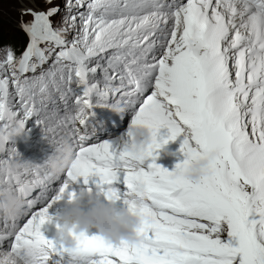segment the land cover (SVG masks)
Here are the masks:
<instances>
[{"label": "bare ground", "instance_id": "6f19581e", "mask_svg": "<svg viewBox=\"0 0 264 264\" xmlns=\"http://www.w3.org/2000/svg\"><path fill=\"white\" fill-rule=\"evenodd\" d=\"M126 1H130L132 4L118 10L119 14H123L124 19L115 21L113 27L117 29L113 28L112 30L117 33L119 38L126 37V49L132 45L133 48L137 46L135 55L140 59L134 65L131 63V68L127 70L128 73L126 72L135 76V79L133 76V80L144 77L141 67L144 66V61L150 60V54L154 51L152 48L157 44L158 46L163 45L165 40L168 41L170 38L171 40L164 56L167 58L158 62L161 66L160 77L155 84L154 93L141 100L142 93H139L141 90L137 89V83L134 87L125 88L117 93V99L123 100V105L118 106L116 110H121L123 113L128 114L130 105L139 101L141 104L144 101H149L154 108H157L159 104L164 106L161 110L148 109L143 105L140 108L136 107L129 126L124 131L126 136L123 142L128 141L130 144L145 147L152 143L160 148L158 152L160 168L154 173L157 187H150L153 192L146 194L145 198L148 199V195H152L150 198L155 202L178 212V215L164 214L156 205L133 200L135 202L132 204L135 205L132 208L133 212L122 214L124 219H127V228H130L131 231L130 249L134 248V253L128 258H137L139 264H221L226 260V256L221 254L224 250L220 251L224 248L218 242L219 238L209 240L207 235L187 229L203 227V229L209 228V231H213L215 225L221 221L218 202L216 201V203L213 197V199H207L197 195V192L201 191L196 181L200 179L199 176L203 174V170L206 175L212 176L203 181L202 185L208 186L212 190L220 189L221 191L226 189L228 191L232 188L239 201H247L248 206L244 219L242 216V221H245L248 226L252 244H256L257 250H264V246L257 243L253 236L254 232H257L261 240H264V58L258 57L252 51L253 47L248 44L246 36L258 23L254 18L258 12L246 0H159L148 7L146 11L143 10L134 15L128 13L130 7L133 8L138 3L143 5V3L140 0H123L122 3ZM142 1L145 2V0ZM211 2L220 4L218 18L215 8L208 10V5ZM118 7L120 8L119 5ZM224 16H230L233 19L232 22L224 21ZM182 18L183 22L181 23ZM216 18L220 22L221 30H214L213 26L211 32L209 30L205 32L214 24L212 22ZM205 35L208 36V40L212 37L216 40L213 47H210L209 41L203 39ZM102 36L106 37L103 44L114 40L107 34L102 33ZM146 47L148 53L143 52ZM95 53L99 55L98 58L108 57V54L104 55L105 52ZM123 54L128 55V51L124 50L112 56L122 62L126 59ZM28 57L29 53H25V60L22 61V64L27 61ZM169 59L171 64L166 61ZM68 60L71 63H80L84 78L90 79L86 76L87 69L82 67V64L86 66L85 62L91 60L88 55L82 52H73L68 55ZM91 61L97 60L93 58ZM116 62V60L111 61L109 63L111 67L109 64L106 65L108 73L112 68L115 69ZM95 65L98 64L94 62L93 66ZM79 72L82 77V72ZM114 78V87L120 88V76ZM145 85L144 83L143 87ZM93 90L92 94L94 95L97 90L95 88ZM124 93L126 96L121 98ZM10 97V89L3 82L0 84V98L4 100V98L10 99ZM110 99L92 98L88 109L94 108L95 100ZM125 103H128V107L124 106ZM170 107H174V109H169ZM174 118L177 120L173 121ZM84 121L85 125H90L96 119L91 117L88 112ZM101 121L100 123H102ZM54 124L52 129L55 131H47L44 142L51 136H54L53 139L59 138L70 129V126H64L60 117ZM12 125H16V122H13ZM73 125H77V121H73ZM43 129L45 128L27 131L31 135H37ZM119 129L120 127L117 128V130ZM187 132L194 133L192 138L197 142L199 137H205V140L212 145L222 142L234 157L237 156L236 165L234 164L233 167L235 171L239 170L237 168L239 164L241 173L231 175L232 171L228 165L227 172L223 171L221 177L215 175L218 168L213 152L220 151L222 146L215 150L210 149L213 151L204 150V147L207 146H202L201 151L204 150V154L201 153V155L196 153L192 147H182L180 151H177L176 142L185 144L189 141L190 138L185 136ZM136 135L141 138L139 141L135 140ZM73 143L68 131L66 137L60 139L58 145L54 144L49 150L43 151L41 155H35L34 161L36 164H40L39 168L26 167L19 177V183L12 181L8 186L7 182L0 181V185L5 187V191L0 195V234L9 235L16 228L18 222L28 213L27 206L32 201L50 195L56 181L60 180L62 159ZM57 148L58 151H55ZM176 156H185L193 160L195 164L181 160L173 161L176 160ZM175 170L179 174L176 177ZM227 173L233 177L234 183L226 177ZM219 185L221 186L219 187ZM184 187H190L196 193H192L183 200L180 198L179 191ZM159 188L171 189L174 192L164 194L159 191ZM252 188L255 191L251 194ZM155 195L159 196L160 200ZM176 197L182 202V205L187 207L176 209L169 206L178 202ZM3 201L9 205L4 207ZM228 201L233 208L237 206L233 204L231 198ZM228 210L232 211L230 208ZM133 213L136 215V220L133 219ZM226 219H223L224 224ZM216 230L218 231V229ZM210 234L212 236L215 234V238L219 237L218 232H210ZM187 237L197 240L204 238L208 244L205 243V247L201 248L194 244L191 245V243L184 244ZM230 237L231 235L228 234V238ZM158 239H163L159 242L164 243L170 239L174 242L169 243L177 249H190L198 256L159 254V251L153 246L157 244ZM257 261L258 264H261L260 257H257ZM0 264H24L12 250L9 239L0 240Z\"/></svg>", "mask_w": 264, "mask_h": 264}, {"label": "rangeland", "instance_id": "374dc122", "mask_svg": "<svg viewBox=\"0 0 264 264\" xmlns=\"http://www.w3.org/2000/svg\"><path fill=\"white\" fill-rule=\"evenodd\" d=\"M122 2L123 0H0V84L3 82L7 84L11 92V97L10 99H6V102H9L10 105L15 107L17 115L21 119L26 120L28 126L34 127L35 130H40L48 125L47 122L52 117H54L55 120L57 117H61L63 114L73 110L78 101L75 96H72L76 93V88L77 92H79V87L82 88L83 85L86 87L88 93L87 89L93 90V88L103 87L105 86V82L108 81L109 84L113 83V72H115V70L119 69L121 73L127 72V64L130 63V60L116 64L115 69L112 68L109 73L106 68V65L111 61H117V58L112 55L117 54V50L119 49L118 44H120L122 40H124V42H121V45L126 42V37L119 38L117 33L112 30L115 21L124 19L123 14H119L120 12L118 13V10L124 9L125 5ZM19 28H21L23 32L19 31ZM102 33L114 39V43L111 41L103 44V40L106 39V37H101ZM170 40L171 38L168 41L165 40L163 45L158 46L157 44V46H154L152 48L154 51L150 54V60L144 61V66L141 67L144 73L143 80H146L145 88H147V82L150 77L151 82L148 84V87L151 88V91L154 90L153 93L155 92V84L160 77L161 66L158 62L163 60V58H167L164 56L166 49L169 48ZM73 52H82L88 55L91 60L93 58L97 60L93 62L91 60L86 61V66L82 64V67L86 68L88 71L86 76L90 78L89 80L80 76V63H71L68 60V55ZM95 52H105L104 55L108 54V57L98 58L99 55ZM25 53H29V57L27 61L22 64V61L25 60ZM166 61L171 64L170 59ZM94 62L98 65L93 66ZM102 62L103 64H100ZM109 66L111 67L110 64ZM65 84L67 87L72 86L76 88L71 90V94L67 92L68 94H66L65 98L57 100V94L55 93ZM112 85L113 84L110 86L112 87ZM151 94V92L149 93L147 91L141 97V100ZM97 101L98 100H95L94 102L96 103ZM2 103L3 100L0 98V108ZM62 105H64L65 108H62ZM169 109H174V107H170ZM171 112L173 111L171 110ZM176 120L177 119H174L173 121ZM127 126L128 123L123 125L122 128L125 129ZM197 132H195L196 135ZM193 134L194 133L187 132L190 139L186 142L185 148L192 147L195 149L196 153L200 155L201 153L204 154L203 151L205 149L209 151L216 149L210 150L212 144H207L205 142V137L197 138L199 140L198 142L194 141V138H192ZM219 143L222 142H218L215 145ZM176 145L177 151H180L184 144L181 147H178V144ZM205 145L209 147H204V150L201 151L202 146ZM221 150L224 152H213V156L216 157V165L218 168L215 175L221 177L220 175L223 171H226L228 165L229 169L232 171L231 175L236 173L240 174L241 169L240 171L236 170L237 172L234 170L233 166L236 165V161H231V158L233 159L234 157L232 152H225L227 149L222 148ZM180 160L182 162L195 164L193 160L182 156L173 161L179 162ZM203 171V174L199 176L200 179L196 181L199 190L202 192H197V195L207 199L213 197L214 199H212L218 202L216 203L219 207V219L221 221L220 223L217 222L218 224L215 225V230L213 231H209V228L203 229V227H191L187 229L192 232L198 231V233L205 234L209 240L219 238L218 242L222 244L224 248L220 249V251L224 250L221 254H223L224 257L226 256V260L221 264H258L257 257H260L261 264H264V250H257L256 244H252L248 226L245 221H242L246 214L245 212L248 206L247 201H239L237 195L233 193L232 188L228 191H226L227 189L221 191L220 189L212 190L210 187L202 185L201 183H203V181L210 178L209 176H212L208 174L207 176L205 170ZM174 175L175 177L179 175L176 170L174 171ZM231 175L227 173L226 177L231 179L234 183V179ZM182 180H185V178H182ZM220 186L221 185H219V187ZM185 189H188L189 192L182 193L179 191L181 193L180 198L183 200L188 198L192 193H196L195 190L192 191L190 187ZM254 191L255 190L252 188L250 190L251 194L254 193ZM24 194L26 195V192ZM229 198L232 199L235 206L237 205L235 208H233L232 204L228 201ZM2 205L6 207L9 204L3 201ZM170 205L176 209L187 207L186 205H182L180 201L176 202L175 205ZM228 208L233 212L229 211ZM169 210V208H164L163 212H169L166 214L178 215V212ZM223 219L227 220L225 224ZM216 229H218V231ZM215 231L218 232L217 235H219L217 238H215V234H213V236L210 234V232L216 233ZM228 234L231 235L230 238H228ZM253 236L257 243L264 246V240H261L257 232H254ZM162 240L163 239H158L157 244L153 245L154 248L159 251V254L168 255L172 253L179 256L186 254L195 257L198 256L190 249H177L174 245L170 244L174 242L170 239L165 241L167 243L159 242ZM187 243H191V245L194 244V246L201 248L205 247L208 241L204 238L201 240L198 238L197 240L187 237L184 244ZM226 248L229 249L227 250Z\"/></svg>", "mask_w": 264, "mask_h": 264}, {"label": "water", "instance_id": "95a60500", "mask_svg": "<svg viewBox=\"0 0 264 264\" xmlns=\"http://www.w3.org/2000/svg\"><path fill=\"white\" fill-rule=\"evenodd\" d=\"M19 31L23 32L21 30V28H19ZM74 88L75 87H72V86H70V87L65 86L64 91L57 95V100L65 98L66 94H68L67 92H70V94H71V90H73ZM75 91H76V93H74L72 96H75L78 101L79 100L81 101L83 99V96H84L82 89L79 88V92H77V88H76ZM60 104H63V103H60Z\"/></svg>", "mask_w": 264, "mask_h": 264}, {"label": "trees", "instance_id": "16d2710c", "mask_svg": "<svg viewBox=\"0 0 264 264\" xmlns=\"http://www.w3.org/2000/svg\"><path fill=\"white\" fill-rule=\"evenodd\" d=\"M65 86H67L66 84L65 85H62V87H60L59 88V90L55 93V94H60L61 92H63L64 91V88H65Z\"/></svg>", "mask_w": 264, "mask_h": 264}]
</instances>
